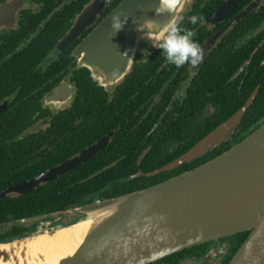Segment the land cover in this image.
<instances>
[{"label": "trees", "instance_id": "1", "mask_svg": "<svg viewBox=\"0 0 264 264\" xmlns=\"http://www.w3.org/2000/svg\"><path fill=\"white\" fill-rule=\"evenodd\" d=\"M64 1L44 0L43 11L32 22L34 28L31 30L46 18L45 13ZM89 1L70 0L60 14L48 18L27 47L26 60L42 61ZM121 1L112 0L107 13ZM222 1L194 0L177 24L194 31L193 39L201 46L215 31V28L207 27L205 18ZM248 1L245 0L238 9ZM192 15L200 17L195 25L188 22ZM263 24L264 6L230 28L209 53L197 81L190 86L182 101L173 99L178 83L167 85L165 81L173 72L167 73L165 68L162 74H156L157 65L164 57L157 49L146 61L137 57L131 72L112 93L98 86L87 69L74 70L71 80L75 83L76 95L72 105L55 115L42 108L40 118L50 120L38 134L20 137L21 126L30 118L10 116L4 122L0 120V192L49 170L108 132L116 131L105 148L63 176L25 194L1 198L0 242L27 235L43 222L53 221L54 227L73 223L83 215L63 212L161 183L219 156L257 129L264 122ZM73 47L61 53L44 72L42 96L69 71L67 66L74 59L71 56ZM257 87L253 102L224 143L191 162L157 175H148L180 157L235 114ZM206 103L213 112L203 118ZM139 172L143 175L136 176ZM46 215L45 219L27 225L17 222ZM60 216L64 220H55ZM248 235L249 232H243L222 239L227 250L219 264H228ZM199 249V246L187 249L159 263L172 264L184 256H200Z\"/></svg>", "mask_w": 264, "mask_h": 264}, {"label": "water", "instance_id": "2", "mask_svg": "<svg viewBox=\"0 0 264 264\" xmlns=\"http://www.w3.org/2000/svg\"><path fill=\"white\" fill-rule=\"evenodd\" d=\"M190 0H182L172 17ZM242 0H224L206 17L207 24L228 18ZM110 0H93L76 15L58 47L75 42L104 14ZM257 3L248 5L231 21L210 36L201 46L204 59L230 26L245 17ZM158 0H122L75 47L73 57L79 68L90 72L105 91L110 92L130 71L136 56L154 49L158 35L151 22L148 39H141L137 23L153 19L164 25L167 14L157 16ZM127 15L128 23L116 34L111 29L113 15ZM122 15V18H123ZM134 21L136 23H134ZM258 87L245 104L220 123L187 152L149 173L157 175L191 162L224 143L253 102ZM73 87L62 81L46 98V104L61 108L72 98ZM116 131H111L76 155L49 170L0 192V199L25 194L41 184L63 176L105 148ZM142 157H140V160ZM143 175L139 172L136 176ZM133 176V177H136ZM64 214H82L73 223L49 229H37L27 235L0 242V264H151L185 249L249 232L248 237L228 264H264V122L219 156L161 183L122 196L97 200L66 210ZM34 216L18 220L23 225L45 219ZM92 221L83 240L71 253L49 261L50 254H28L30 240ZM9 246V249L3 247Z\"/></svg>", "mask_w": 264, "mask_h": 264}, {"label": "flooded vegetation", "instance_id": "3", "mask_svg": "<svg viewBox=\"0 0 264 264\" xmlns=\"http://www.w3.org/2000/svg\"><path fill=\"white\" fill-rule=\"evenodd\" d=\"M92 1L93 0H90L87 4L91 3ZM244 1L245 0H242L238 4L235 11L222 22H219L218 24H207L204 21L207 27H209L211 30L215 28V31L212 33V35L215 32H217L219 29H221L226 23L231 21L238 13L244 10L248 5L252 3H257L256 6L253 8V10H251L247 15L264 6V0H249L244 5L243 8L238 9L239 5L242 4ZM69 2L70 0H65L59 6L52 7L47 13L44 14L46 15V18L41 19L42 22L40 23V25H38L35 28V30H31L32 28H34V24H32V22L37 20L38 17L40 16L39 14H41L43 11V7L46 4L44 0H0V120L4 122L10 116L30 118L28 122L23 123V125L21 126L20 132L22 133L20 137L32 133L38 134L41 129L45 128L49 124L50 119L48 117L44 119L40 118L42 108L48 109L51 114L55 115L72 105L76 95V86L75 83L71 80V76L74 70L81 69L77 66L75 58L73 57V50L92 31V29L95 26H97L99 22L108 14L107 10L112 0H110V3L104 14L95 22L93 26L87 28L86 31L75 42H73L72 44H70L65 48L58 47V43H57L56 47L52 49V50L55 49L58 50L57 55L53 60L55 61L61 53L66 52L68 49H70L71 46H74L71 50V56L74 59L67 66V69H69V71L60 79V81L53 88H51V90H49L42 96V78L44 76L43 74L44 72L46 73L49 70V66L53 61L46 65H43V60L45 58L40 62L32 61L31 58L30 60H26L28 58L27 47L32 43L35 37L41 32L43 28V23H45L46 20L51 16L60 14L61 11L64 9L65 5ZM74 21L75 19L73 20V23ZM235 24L230 26L229 29L232 28ZM262 27L264 28V24ZM68 31L66 32V34L68 33ZM224 34L221 36V38L224 36ZM221 38L216 42V44L221 40ZM77 41L78 43L76 44ZM216 44L206 53L203 62L200 65H198L195 69H193L192 66L190 65H185L184 67L179 69H177L176 67L171 68L170 64L165 60L164 57H163V61L157 65L156 74H162L165 68H167L166 69L167 73L173 72L172 74L169 75L168 79H165V81L167 85L178 83L179 87L175 91V94L173 96L174 101L183 100L190 86L197 81L198 76L201 70L203 69V66L209 56V53L214 49ZM157 49L158 48L149 50L147 53L136 56V58L143 57V60L146 61V59L150 58ZM23 53L25 55L21 56V54ZM123 79L119 83H121ZM64 80H67L68 83L73 87V95L66 105H64L61 108L55 109L53 106L47 105L45 101L46 98L49 96V94L52 92V90L55 89V87L58 86ZM119 83H117L115 87ZM114 89L110 92L107 91L106 92L112 93ZM199 101L200 100L197 99V102ZM212 112H213V108L210 106L209 103H206L205 109L203 111V118L210 116ZM36 144H38V142ZM222 239L198 245L200 247L199 249V252L201 253L200 256H196V255L184 256L181 257L178 262L172 264H219L227 250V244L225 242H222ZM198 246H194V247H198ZM163 259L153 262L151 264H162L159 262L162 261Z\"/></svg>", "mask_w": 264, "mask_h": 264}, {"label": "clouds", "instance_id": "4", "mask_svg": "<svg viewBox=\"0 0 264 264\" xmlns=\"http://www.w3.org/2000/svg\"><path fill=\"white\" fill-rule=\"evenodd\" d=\"M182 0H158V6L155 8L157 16L167 14L170 22L161 25L153 19H145L141 23H137V32L141 39H148V24L151 22L153 28L158 32V35L152 41L154 48L161 50L165 60L174 65L177 69L185 65L192 66L195 69L203 62L204 54L200 45L193 39L195 32L178 25L172 17L178 7L181 6ZM113 15L111 19V29L116 34L121 31L128 23L127 15ZM200 17L192 15L188 17L190 24H197ZM134 23H136L134 21Z\"/></svg>", "mask_w": 264, "mask_h": 264}, {"label": "bare ground", "instance_id": "5", "mask_svg": "<svg viewBox=\"0 0 264 264\" xmlns=\"http://www.w3.org/2000/svg\"><path fill=\"white\" fill-rule=\"evenodd\" d=\"M92 225V221L80 222L75 226L63 229L57 232L54 236H43L34 240H30L24 245L28 254L37 256L40 252L50 254L48 262H54L58 258L73 252L83 240L88 229ZM9 246L3 247L9 249Z\"/></svg>", "mask_w": 264, "mask_h": 264}, {"label": "rangeland", "instance_id": "6", "mask_svg": "<svg viewBox=\"0 0 264 264\" xmlns=\"http://www.w3.org/2000/svg\"><path fill=\"white\" fill-rule=\"evenodd\" d=\"M192 1L193 0H190L189 2H187L186 3V5L184 6V9L181 11V13L179 14V17L181 16V14L184 12V11H186V9L190 6V4L192 3ZM179 19V18H178ZM57 52H58V50L57 49H55V50H52L46 57H45V59L43 60V65H46V64H48V63H50V62H52L54 59H55V57H56V55H57ZM67 215V214H66ZM62 218V216H60V218L59 217H57L55 220H60ZM64 218V217H63ZM62 218V219H63ZM67 219V218H66ZM65 219V220H66ZM64 220V219H63ZM52 224H53V221H47V222H43V223H40V224H38V226H37V228H36V230L37 229H49V228H51V227H54V226H52ZM57 226H59V225H57ZM7 227V226H6ZM5 227V228H6ZM4 229V228H3ZM35 230V231H36Z\"/></svg>", "mask_w": 264, "mask_h": 264}]
</instances>
